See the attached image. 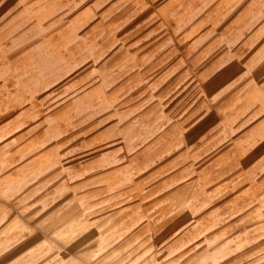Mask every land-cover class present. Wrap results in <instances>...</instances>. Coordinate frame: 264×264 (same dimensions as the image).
<instances>
[{
  "label": "rangeland",
  "instance_id": "1",
  "mask_svg": "<svg viewBox=\"0 0 264 264\" xmlns=\"http://www.w3.org/2000/svg\"><path fill=\"white\" fill-rule=\"evenodd\" d=\"M44 5L49 50H58L49 51L48 61L57 59L64 76L37 101L17 92L25 85L0 92V153L8 143L17 148L77 144L87 137L85 129L61 133L33 127L93 124L92 116L103 113L104 99L118 114L138 98L145 102L151 83L173 66L168 46L207 47L222 31L247 34L264 25L255 19L263 17L264 0H45ZM219 39L218 51L233 47L232 41H247ZM61 47L77 52L61 53ZM215 56L209 54V62ZM168 83L165 79L162 86ZM61 94L63 101H56ZM74 101L80 115L57 118V108ZM183 108L181 103L173 115ZM166 176L141 182L99 181L97 176L94 187L80 172L71 183L78 190L66 189L65 183V196L53 207L38 203L45 192L39 180L27 185L36 197L33 204L24 202V182L0 181V208L14 211L1 226L12 222L26 231L15 244L0 245V264H264V172L254 182L240 181L238 189L225 190L224 197L209 191V196L191 198L185 182H169Z\"/></svg>",
  "mask_w": 264,
  "mask_h": 264
},
{
  "label": "crops",
  "instance_id": "2",
  "mask_svg": "<svg viewBox=\"0 0 264 264\" xmlns=\"http://www.w3.org/2000/svg\"><path fill=\"white\" fill-rule=\"evenodd\" d=\"M42 1L0 0L1 94L7 86L25 85L17 92L23 91L26 100L37 101L64 76L57 59L48 61L49 51L58 50L54 46L49 50L47 8ZM255 19L264 21V14ZM215 37L218 39L207 47L168 46V54L175 56L173 66L169 65L160 81L151 83L145 102L138 103L144 99L138 98L137 103L112 114L111 104L104 99L103 113L92 116L93 124L33 127L61 133L85 129L87 137L77 144L5 145L0 153V181L24 182V202L33 204L36 197L28 193L27 185L39 180L41 192L45 191L37 196L42 207H53L65 196V183L66 189L78 190L71 183L79 180L80 172L87 173L94 187L97 176L99 181L141 182L168 175L169 182H185L184 190L190 191L191 198L209 196V191L215 192L210 196L224 197V191L238 189L240 181H256L257 173L264 172V25L247 34L222 31ZM225 37L247 41H232L233 47L218 51L223 44L219 38ZM61 48L63 53L65 48ZM65 51L77 49L67 47ZM215 52L217 56L209 62L208 55ZM54 68L58 71L53 72ZM148 75L149 71L143 74ZM165 79L170 83L167 88L162 86ZM63 99L61 94L56 101ZM181 103L182 113L173 115ZM64 111L72 113L65 116ZM79 112L76 101L56 110L60 119ZM213 118L215 122H211ZM13 213L7 206L0 208V245L15 244L26 232L17 223L1 226Z\"/></svg>",
  "mask_w": 264,
  "mask_h": 264
}]
</instances>
